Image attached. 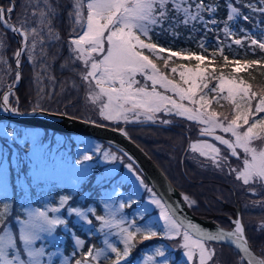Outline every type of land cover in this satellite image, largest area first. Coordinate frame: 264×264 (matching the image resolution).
Here are the masks:
<instances>
[{"label": "snow or ice", "instance_id": "snow-or-ice-1", "mask_svg": "<svg viewBox=\"0 0 264 264\" xmlns=\"http://www.w3.org/2000/svg\"><path fill=\"white\" fill-rule=\"evenodd\" d=\"M43 3L47 11L38 13L40 25L47 26L51 37L53 33L49 13L54 16L56 10L49 0H43ZM258 3L264 5V0H258ZM244 6L253 12L264 14V6L257 7L253 3ZM13 7L0 6V23L23 38L22 48L14 54L19 65L24 49L28 50L29 59H32V53L37 47L38 32L36 28L26 29L23 23L20 27L10 24L6 14L10 16ZM227 7V18L218 21L205 20L203 13L214 14L217 8L211 4L206 5L204 0H197L194 9L190 0H73V10L69 15L74 18L75 25L81 31L73 29L74 35L69 39V46L74 60L80 61L84 67L80 76L87 86L86 99L97 106L98 114L104 121L124 124L172 123L170 119L161 118L158 115L160 113L194 121L202 126L199 129L201 136L212 138L224 146L232 157L242 159V167H231L229 157L222 154L217 143L209 140L191 144L192 151L207 158L221 171L227 166V171L234 173L237 180L244 186H250V193L258 194L257 186L264 188V87H254L240 74L254 66L264 67V57L258 60H229L224 55V49L231 45H224L223 42H218L217 48L208 55L186 49L172 51L152 42L150 35L154 29H162L165 21L170 19L169 12L174 11L178 15L183 14L182 23L185 25L196 21L204 23L205 27L208 24L223 23L225 38H232L236 33L230 24L238 22V17L244 21H249L250 17L244 15L231 0ZM240 31L244 33V38L235 39V45L242 46L244 40H248L253 51L258 48L264 52V38L256 39L250 31L243 28ZM261 31L264 32V29ZM159 34L156 32V35ZM42 42L41 39L40 43ZM3 47V41L0 40V50ZM199 48L201 52L207 51L203 41ZM217 55L222 57L225 66L234 65L229 75L215 67L214 58ZM210 56L213 59H209ZM173 58L195 60L197 63L194 67L184 64L170 66L169 62ZM156 60L163 61V69ZM0 62H5L2 56ZM170 74L172 77L178 75V79L170 78ZM8 87L11 93L13 85ZM8 101L9 95L6 94L0 101V107L4 111L17 112L18 108L10 106ZM222 101L229 106L230 113L214 109L213 105L224 107ZM33 111H37V108ZM116 130L128 137L123 128ZM218 132L221 134H217ZM224 134L230 135L226 138ZM96 151H100V148L97 147ZM103 155L105 160L120 158L107 151ZM83 159L91 160L92 156L85 155ZM128 168L132 169V164H128ZM137 179L143 184L142 179ZM147 190L151 192V189ZM184 199L189 202V206L196 203L187 195ZM70 200L71 196H64L57 207L27 210L25 219L17 218L18 233L13 231L10 224L5 223L9 214L5 204L0 209V264H52L56 253L48 252L44 244L37 247V242L51 236L59 226L67 228L68 220L61 215L49 213H60L61 209L66 208L69 215L74 214L87 224H92L89 213L94 212V209L71 207ZM128 200L130 207L135 201L131 196ZM149 203L159 209V219L142 225L136 223V217L128 220L121 214L117 218V214L125 207L123 202L118 208L105 203L106 215L95 217L100 222L99 231L107 235L115 229L114 234L119 237L122 248L105 239V247H88L81 254V259L75 260V264H101V261L104 264H126L138 242L153 238H179L180 242L176 247L183 250L185 264L194 261L196 264H215V248L210 247L209 242L234 244L242 253L238 264H264V256L255 255L250 248L242 219L234 221L232 230L219 229L213 232L179 215V209L174 203L157 197L155 193H152ZM136 215L143 218L141 213ZM75 243L77 247L83 248L85 241L76 236ZM62 264H68L67 258ZM143 264H171L166 246H155L152 254L145 255Z\"/></svg>", "mask_w": 264, "mask_h": 264}, {"label": "rangeland", "instance_id": "rangeland-1", "mask_svg": "<svg viewBox=\"0 0 264 264\" xmlns=\"http://www.w3.org/2000/svg\"><path fill=\"white\" fill-rule=\"evenodd\" d=\"M56 1L59 3L56 4ZM49 3L56 10V14L54 16L49 13V16L51 17V24L54 19L60 15V12L63 11L66 13L65 22L68 23L69 31L71 32V35L69 33V35L65 36L67 38L65 39V42H67V45L65 44V47H68L67 54L64 55L66 59L60 60V62L58 59L63 55L62 51H65L64 44L63 42L61 43V32H59L58 29L53 28L52 24L53 34L50 37L48 35L47 26L40 25V17L38 13L40 11H47L43 0H13V4L9 6L13 7L14 5V10L18 8L15 17L18 20L16 24H18L19 27L21 23H23L26 29L30 30L31 28H36L38 32V35L36 37L37 47L32 53V59H29L27 49H24L23 55L20 58L22 67L24 62L26 65V69L31 68L33 70L30 81H32L33 84L32 89L34 91V95L31 97L30 101H22L23 103L22 105L20 104L21 107L19 108V102L16 101L14 103L11 96L13 95V92H15V89L18 87L17 86L11 91L9 96L11 105L13 107H18L20 110L24 111L33 108H41L74 115L70 113L73 110L72 108L68 109L70 110V112H67L68 110L66 111V109L64 108L56 109V107H59V104L62 103V100L69 101L71 98H81L83 100V103L87 106L85 109L86 113L83 114L82 117L100 123L122 127L131 137L133 136L132 138L135 137L134 139L137 138L140 142L142 141L143 144L145 143L144 145L149 150L151 149L154 152V154L162 164L163 162L164 164H167V161L177 158L180 162H182L181 164L187 168L188 173H191V175L193 174L195 176L202 177V179L199 180L200 183L203 182L208 185V188L204 193L206 203L210 202L212 204L217 200L213 196L214 192L218 194L222 193V198H226L228 193H232L231 190L226 188L227 186L224 189L221 186H217L215 182L210 180L211 175H224L223 172L225 173L226 166L223 171H221L220 169L217 170L216 168H214L211 161H209L205 157L200 156L198 152L192 151L190 145L196 143L199 140H209L212 143H217V146L221 148L222 154L229 157V163L232 164L233 168L242 167V159L232 157L225 147L219 145L218 142L209 139L210 137L201 136L199 129L202 126L197 124L196 122L189 121L186 118L167 116L164 113H160L158 115L163 119H170L172 123L161 124L159 122H142L124 124L123 122H107L99 116L97 106L86 99V84L82 81V79H77L78 77L81 78V76H77L76 71H78L80 74L84 71V67L79 66V63L81 62L74 60L73 54L70 51L69 39L72 35H74L73 29L76 28L77 32L81 31L80 28L75 25L74 18L70 17L69 15L73 10V0H49ZM59 4H61L62 7H58ZM0 6L4 7V5ZM33 13H37V15H33ZM7 19L10 24L14 23V21H10L9 18ZM237 20L240 22L241 18L238 17ZM230 26L235 29L236 27H238V22L237 25L236 23H232L230 24ZM42 28L43 30H41ZM242 28L250 31L256 39L264 38V32L261 31L262 29H264V26L257 27L246 24ZM240 29V34L238 36L235 35L234 37H232L233 41L235 39L244 38V33H242ZM4 30L5 29H3V27H1L0 25V40L3 41L4 45L3 49L0 50V56H2L3 61H5L0 62V101H2L3 93L6 90L7 85H14L17 82V67L15 71L13 66L15 65L14 54L18 46L15 49L13 48L12 50L10 37ZM57 36L58 38H56ZM41 39L43 41L42 43H40ZM31 40L32 37L30 35L29 43H31ZM53 42L60 43L58 47L56 46V48H58L57 53L54 54V56H51L53 57L55 62H58L57 64H55V68L56 66H61V68L67 69L68 77L66 76L58 78V76L51 68V64H49L48 62L50 61V57L46 56L45 49L46 45ZM160 46L164 47L162 45ZM171 50L181 51L185 49ZM186 50H190L197 54L207 55L206 53L201 51H193L191 49ZM153 59H155V57H153ZM209 59H211V57H209ZM54 60H52L51 63H53ZM156 61V63L160 67L162 66L161 68L163 69V61L160 60V62H162L161 64L158 60ZM196 63L197 62L195 60H188V62L186 61V63L183 64L188 65L189 67H194ZM174 64L179 63H170V66ZM12 71L16 74V79L13 83H11L10 80H7L9 75L12 74ZM73 71H75L76 76L73 75ZM28 74L29 72H27V75ZM170 78L178 79V75L172 77L170 74ZM214 83L215 81L212 82V84ZM53 101L55 103L54 105L52 103ZM222 103L224 102L222 101ZM45 106L53 107V109L45 108ZM213 107L217 111L230 113V108L226 103H224V107L222 108L217 107L216 105H213ZM23 125V127H19L18 130H16V128L10 127L8 123H6V121H0V193L10 196L11 199L14 195H16L19 198V209L24 215V218L16 216V219L12 218L5 221L6 224L11 225L14 232L18 233L19 230L17 218L25 219L27 210L57 207L59 206L61 197L64 196H71V200L69 201V206L71 207L94 209V212L89 213V218L92 220L91 225L87 224L82 219L76 217L73 214V220L78 225H81V223L85 225L84 230L86 233L89 228L92 227V235L99 234V236L96 235V238L98 237V239H96L98 244H95V241H93L89 244V247L92 245H95L96 248L105 247L104 241L105 239H107L108 241L115 243L118 247L122 248L119 237L114 234L116 231L115 229H113L107 235L99 231L100 222L97 221L95 217L106 215V209L104 207L105 203L113 204L114 208H118L121 202L125 204V207L121 210V213L117 214L118 219L122 214L128 220L136 217V223L138 225H142L145 222L152 223L158 221L159 209H157L154 205H151L149 202L152 198V193H155L157 197L160 196L155 192L150 184L146 182V177L139 168H136L134 165H132V169L128 168V164L131 163L126 161L120 153L113 150L108 145H105L101 140L92 136L75 133H71L73 135H67L68 132H63L55 129H50V132H48L45 127L25 124ZM53 130L56 132H54ZM154 131L156 132V134H154ZM218 134L221 133L218 132ZM224 135L226 136V138H228L230 134ZM19 144H26L28 149H23L20 151ZM97 147L100 148V151H96ZM106 151L113 153L120 158L116 160H105L103 153ZM85 155H91L92 159L84 160L83 158ZM162 157H166L165 161L162 160ZM94 166H97L99 168L101 167V170L98 168V172L96 174L97 178L95 179V181L97 180L95 185H101V191L94 193L92 190L93 195L91 194V190H87L84 192V198L86 197L89 201V204H87V206L82 207L80 206V203L75 202L72 193H58V189H55L54 192L59 194V196L45 195L37 197L39 191H41V194H44V190H48L49 188L53 187L52 185H47V182L50 180H57L58 183L62 185H69L70 188L76 189L84 180V178L86 179L89 173L93 171ZM11 167H14V171L20 170V173L17 172V186L11 185L10 182V174L8 173ZM26 175L30 178V181H28V177ZM232 176L235 177V174L232 173ZM137 177L142 179L143 184L140 183V180L137 179ZM113 178H115V181L120 179L121 181L125 182L129 189L121 186L120 182L116 184L115 181H113ZM234 179V181L228 180L227 182L232 184L237 198H239L241 205H243V209L246 214L245 221L251 228L250 232L253 234H256L257 232L260 233V230H264V227H262V224H264V203H261L262 201H264V188L257 186L256 191L258 194H252L248 191V187L250 186H244L241 181L236 179V177ZM111 181L112 183L109 187H102L103 184ZM29 182H32L33 184L39 183L42 186L30 187L27 186ZM203 183L201 185H203ZM145 186L147 187L145 188ZM132 189L134 192L132 191ZM147 189H151V192H149ZM129 196H131L133 201L138 200L139 197L141 202L137 205H134V202L129 207ZM188 197H190V199L194 200L195 202L197 200L199 201L198 198L191 197L190 195ZM34 199L39 200L40 205H35L33 202ZM190 208L194 213L201 216H206L195 212L191 206ZM137 213H141L143 218L141 219L137 217ZM148 213L152 214L147 216ZM49 214L61 215L63 218H66L68 220V227L65 228L63 226H59L55 233H53L51 236H46L43 241H38L36 246L39 247L41 244H44L48 252L56 253V255L53 256L52 264H62V261H64L65 258H67L68 264H75V260L81 259V254L84 251L82 248L77 247L75 243V237L79 235L75 234L76 232L74 230V227L69 222V217H71L72 215L68 214L66 208L61 209L60 213L50 212ZM68 237L71 238L72 244L74 246L70 253L66 251V247H68L69 245ZM79 237L83 239L81 236ZM137 240H139V237H137ZM151 240L138 242L131 255L128 257L126 264H143L145 255L152 254L154 247L158 245H164L166 246L167 250L169 249V251H167V254L169 256L171 264H185L183 260L185 261L186 258L182 256V252L178 253L176 251L179 248H175V246H171L169 243L166 244L165 242H153L151 244ZM172 241L176 242L177 244L180 242L179 238ZM145 242H147L149 246L144 247L146 245ZM17 243L19 245L20 241L18 240ZM49 244H54V247L47 248ZM209 246L215 248V264H221L223 258H221L220 261L216 258V256L219 258L218 253H222V248L211 242L209 243ZM139 250L141 252L137 255L136 253ZM261 254L264 255L263 250ZM133 255L137 256L133 260L129 261ZM191 264H196V262H191Z\"/></svg>", "mask_w": 264, "mask_h": 264}, {"label": "trees", "instance_id": "trees-1", "mask_svg": "<svg viewBox=\"0 0 264 264\" xmlns=\"http://www.w3.org/2000/svg\"><path fill=\"white\" fill-rule=\"evenodd\" d=\"M190 2L193 4V9H194L195 2H197V0H190ZM204 2L206 5L211 4V5L216 6V8H217V11L214 14L204 12L203 15H204L205 20L215 19L218 21H223L227 18V15L229 12L227 4H228L229 0H204ZM231 2L234 4V6L240 8L241 12L244 15H248L250 17L249 21H244L242 18H241L240 22L238 21V27L233 29V31L236 33V36H238L240 34L239 29L244 27L246 24L254 25L258 21L260 26H264V14L253 12L251 9L244 6L248 3H253V4H256L257 7H260L261 5L258 3V0H231ZM55 3L58 4L59 2L56 1ZM12 4H13V0H0V5H4V7H9ZM58 7H62L61 4H59ZM168 7H169V9H171V5H169ZM17 9L18 8H16L15 10L13 9V14L11 12L10 16H8L9 20L14 21L15 23L18 22L17 18L15 17L17 14ZM169 17H170V19L165 21L162 29L157 28V29H154V31L152 33H150V35L152 37V42H155V43L162 45L166 48L175 49V50L176 49H179V50L180 49H191L193 51H201V49L199 48V44L203 41L204 46L207 49V51L204 53H206L207 55L217 48L218 42H223L224 45H231V47H225V49H224V55H227L229 60H233L235 58H238L241 60H245V59L246 60H258V59H261L262 57H264V52H262L260 49L257 48V49H255V51H253V49L249 47L250 42L248 40H244L243 45L241 46V45H235L233 42V38L226 39L225 35L222 31L223 26H224L223 23H219L216 25L208 24L207 27H205L204 23L196 21V22H192L188 25H185L182 23V20L184 18L183 14L178 15L174 11L169 12ZM65 21H66V13L61 11L60 15L58 17H56L54 19V21L52 22L53 28L58 29V31L61 32V35H60V37H62L61 43L63 42L64 48H65V51H62L63 55L58 59L59 62H60V60L66 59L64 57V55L67 54L68 47L67 48L65 47V44L67 45V42H65V39H67V38L65 36L69 35V33L71 35V32L69 31L68 23H66ZM0 25H1V27H3V29H5L4 31L10 37V41L12 43V50H13V48L15 49L18 46V39L16 38V34L13 31H11L10 29H8L3 23H0ZM236 25H237V22H236ZM156 32H159L160 34L156 35ZM173 33H175V35H173ZM218 38H219V41H218ZM59 45H60V43H58V42H53L51 44L46 45V49H45L46 56L50 57L49 58L50 61H48V62H49V64H51V68L53 69L55 74L58 76V78L59 77H66V76L68 77L67 69L61 68V66H58V67L56 66V68H55V64H57L58 62L57 61L55 62L53 57H51L57 53L58 48H56V46L58 47ZM165 55H167V54L165 53ZM211 59H213V57H211ZM214 59H215V67L218 69V71L220 69H222L224 71L225 75H229L231 73V69L234 67V65L229 64V65L225 66L222 57H220L219 55H217ZM52 60H54L53 63H51ZM186 61L188 62L187 59L173 58V61H170L169 63H175L176 62L179 64H183V63H186ZM159 63L161 64L162 62H160V60H159ZM79 66L82 67L83 66L82 63H79ZM13 68L16 71L15 65L13 66ZM22 68H23L22 83L15 89L16 93L13 92V95H11L14 103L16 101L19 102V108L21 107L20 104L22 105V103H23L22 101H28V100L30 101L31 97L34 95V91L32 89L33 84H32V81H30V79L32 77L33 70L31 68L26 69V65L24 62H23ZM75 71H73L74 72L73 75L76 76ZM27 72H29L28 75H27ZM76 72H77V76H80L79 72L78 71H76ZM240 75L243 77V79H245L246 81L251 83L254 87H257V88L264 87V67L254 66V67L249 68L247 71L242 72ZM15 79H16V74H15V72L12 71V74L9 75L7 80L8 81L10 80V82L13 83L15 81ZM77 79L79 80L81 78L78 77ZM10 102H11V100H10ZM52 103H53V105L55 104L54 101ZM86 107L87 106L83 103V100L81 98L79 99V98L75 97V99L71 98L69 101L62 100V103H60L59 107L57 106L56 109L57 108H64L67 111L68 109L72 108L73 110L71 112H70V110H68L67 112H70L71 114L82 117V115L86 113V111H85ZM45 108L53 109V107H50V106H45ZM6 123H8V125L10 127L16 128V130H18L19 127L21 128L24 126L23 124H18V123H14V122H10V121H6ZM112 126H114V125H112ZM45 129L48 132H50V129H48V128H45ZM54 132H56V131H54ZM67 135H73V134L67 133ZM136 140H138V139L136 138ZM103 143L105 145H108L113 150L117 151L118 153H120L126 161L130 162L132 165H134L136 168H138L137 165H135L129 158H127L124 154H122V152L120 150L116 149L115 147H113V146H111L105 142H103ZM141 143L143 144L142 141H141ZM19 145H20V151L23 149L24 150L28 149L26 144H24V145L19 144ZM144 148L146 150H149L146 146ZM150 151H151V149H150ZM165 158L166 157H162V160L165 161ZM159 164H161V167H162V163L160 162ZM181 165L182 164L180 163V167H181ZM182 166L184 167V165H182ZM98 168L99 167L94 166L93 171H91L89 173V175L86 179L84 178V180L81 182V184L76 189L70 188L69 185H62V184L58 183L57 180H50L47 182L48 183L47 185H52L53 187L49 188L48 190H44L43 191L44 194H41L40 193L41 191H39L37 194V197H41V196H45V195L59 196V194L54 192L55 189H58L57 190L58 193L59 192L64 193V194L65 193L66 194L72 193L73 194L72 196H73V199L75 200V202H78V203H80V206L85 207V206H87V204H89V201L86 197H85L86 198V200H85V198L83 196L84 192L87 190H91V194L93 195V192L97 193V192L101 191L100 190L101 185L100 186L95 185V183L97 182V180L95 181V179L97 178L96 174L98 172ZM99 169L101 170V167ZM17 172L20 173V170L14 171V167L10 168V171L8 174H10L9 176H10L11 185L17 186L16 185L17 184V181H16L17 180ZM22 175H23V173H22ZM195 178H196V180L202 179V177H199V176H196ZM145 180L147 183H149L146 178H145ZM28 181H30L29 177H28ZM113 181H115V178H113ZM119 182H120L121 186L129 189L127 184L125 182L121 181L120 179L115 181L116 184ZM111 183H112V181L107 182V183L103 184L102 187L107 188L111 185ZM202 183L199 182V185H201ZM27 186L41 187L42 185H40L39 183L33 184L32 182H29V184ZM92 190H93V192H92ZM132 191H133V189H132ZM33 202L35 205H40L39 200L34 199ZM140 202L141 201L138 197V200L135 201L134 205H137ZM215 202H217V200ZM5 204H7L8 212H9V214L6 217V221L8 219L15 218L16 216L24 218V215L22 214V212L19 209V205H20L19 204V198L16 195H14L13 198L11 199L10 196H7L6 194L0 193V209H2ZM241 207H242V212H243V218H244V220H246L245 219L246 214H245V211L243 209V205H241ZM151 214L148 213L147 216H149ZM69 222L74 227V230L76 232L75 234L81 236L85 240L84 247L82 248L83 251H86V249L89 247V244L93 241H95V244H98V242L96 240V239H98V237L96 238V235L99 236V234L92 235V227H90L86 233L84 230L85 225L83 223H81V225H78L73 220V215L71 217H69ZM245 224H246V228L248 230L249 240L251 241L254 249L259 253H262V250L264 252V230L263 229L260 230L262 233L260 232L261 233L260 234L257 232L259 235L257 233H256L257 234L256 235V234H253L250 232L251 228L248 226L246 221H245ZM257 240L260 243H258ZM151 241H152L151 244L153 242H158V243L159 242H165L166 244L169 243L171 246H175V248H177L176 247L177 243L172 241V240L153 238ZM68 242H69V245H68V247H66V251L68 253H70V251L74 248V246L72 244V240L70 237H68ZM145 243H146V245L144 247L149 246L147 242H145ZM211 243H213L217 246H220L222 248V253H218L219 258L216 256V258L219 260L221 258H223L222 261L220 260L221 264H238L239 257H240V253L238 250H236L234 247H232L228 244H221V243H217V242H211ZM51 247H54V244H49L47 246V248H51ZM142 247H143V245H142ZM167 251H169V249ZM176 251L178 253H181L183 250L177 249ZM140 252L141 251L139 250L136 254L138 255ZM137 255H133L129 261L133 260ZM101 262H102L101 264H104L103 261H101ZM183 262H185V261L183 260Z\"/></svg>", "mask_w": 264, "mask_h": 264}, {"label": "water", "instance_id": "water-1", "mask_svg": "<svg viewBox=\"0 0 264 264\" xmlns=\"http://www.w3.org/2000/svg\"><path fill=\"white\" fill-rule=\"evenodd\" d=\"M13 25L19 27L15 23H13ZM16 37L19 43L17 50H19L23 46L22 44L23 38H21L19 34H16ZM14 63L17 67V74H19V80H17V82L13 85L11 91L15 89L17 86H19L23 80L21 61L18 65L16 62V57L14 56ZM8 86L9 84L7 85V88L4 91L3 96L6 94L10 96ZM8 103L10 106H12L10 103V98ZM33 109L24 111L18 108L17 112H9V111H4L3 108L0 107V121H10L18 124L33 125L38 127L60 130L68 133L82 134V135L92 136L101 141L106 142L107 144L120 150L135 165H137V167L142 171V173L144 174L150 185L158 193V195L162 199L175 204V206L179 209V215L185 217L187 220L191 221L194 224L199 225L200 227L206 230H211L213 232L219 229H224L226 231L232 230L235 226L234 221L236 219H242L241 211L239 208L237 209V214L235 217H229L231 221L230 227H224L223 225L216 222V220L213 218L201 216L194 213L191 210L188 202L184 199L185 193H183V191H181L172 182V180L169 178L166 172L155 161V159L146 151V149L135 139H133L129 134L128 137H125L124 135L121 134V132L116 130L117 128H122V127H116V126L100 123L97 121H95V123H89L88 121H93V120L85 117L70 115L64 112L60 113L48 109L41 110V108H37V111L34 112ZM242 222L245 226L243 219ZM245 233H246V226H245ZM246 238L250 244V248L253 251V253L257 256H263L261 253L257 252L254 249L252 243L250 242L247 236V233H246ZM222 244H228L234 247L235 249H237L236 246L230 242H223ZM239 253L240 255H242L240 251Z\"/></svg>", "mask_w": 264, "mask_h": 264}, {"label": "flooded vegetation", "instance_id": "flooded-vegetation-1", "mask_svg": "<svg viewBox=\"0 0 264 264\" xmlns=\"http://www.w3.org/2000/svg\"><path fill=\"white\" fill-rule=\"evenodd\" d=\"M5 8H8V7H5ZM198 137H199V135H198ZM206 139H208V138H206ZM209 139H212V138H209ZM137 141H139V140H137ZM139 143H141V142L139 141ZM141 145H143V144L141 143ZM147 151L150 153V155L158 163H160L158 158L156 157V155L154 154V152L152 150L151 151L147 150ZM180 163H182V162H180L179 159L175 158L173 160L167 161V164H164V162H163L162 167L165 170V172L169 175V177L173 181V183L181 191H183L185 194H187V196L190 195L191 197L199 199V201L197 200L194 205H191V207L193 208V210L195 212L200 213L202 215L209 216V217H213L215 220H217L224 227H230L231 221H230L229 217H235L237 214V209L239 208L241 211L242 219L245 222V220L243 218L241 202L239 201V198H237L236 193L233 190L234 187L232 186V184L227 182L228 180H231V181L235 180L234 179L235 177L232 176V173H229L227 171V166H226L225 173L223 172L224 175H222V174H221V176L211 175L210 180L215 182L217 184V186H221L224 189L227 186L226 188L231 190L232 193H228V194L226 193L227 197L222 198V193L218 194V193L214 192L213 196L217 199V202L211 204L210 202L206 203L205 196H204V193L206 191L205 189L208 188V185L206 183H203L202 186L199 185L200 181L196 180V178H195L196 176L195 175L193 176V174L191 175V173H188L186 167H183L182 165L180 167ZM230 166L232 167V164H230ZM217 178H219V179H217ZM246 233L248 236L247 228H246Z\"/></svg>", "mask_w": 264, "mask_h": 264}, {"label": "bare ground", "instance_id": "bare-ground-1", "mask_svg": "<svg viewBox=\"0 0 264 264\" xmlns=\"http://www.w3.org/2000/svg\"><path fill=\"white\" fill-rule=\"evenodd\" d=\"M158 61H159V60H158ZM156 62H157V61H156ZM161 67H162V66H161ZM155 131H156V130H155ZM155 131H154V134H156V132H157V131H156V132H155ZM160 131H161V130H160ZM160 131H159V133H160ZM159 133H158V134H159ZM249 200H250V199H249ZM261 241H262V240H261ZM257 242H258V240H257ZM258 243H260V242H258ZM261 246H262V245H261ZM236 250H237V249H236Z\"/></svg>", "mask_w": 264, "mask_h": 264}]
</instances>
